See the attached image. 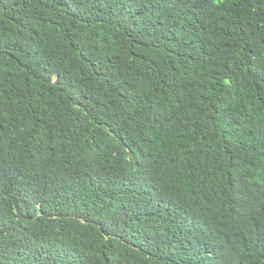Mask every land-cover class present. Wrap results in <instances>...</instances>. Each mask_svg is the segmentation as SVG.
<instances>
[{
    "label": "trees",
    "instance_id": "obj_1",
    "mask_svg": "<svg viewBox=\"0 0 264 264\" xmlns=\"http://www.w3.org/2000/svg\"><path fill=\"white\" fill-rule=\"evenodd\" d=\"M0 264H264V0H0Z\"/></svg>",
    "mask_w": 264,
    "mask_h": 264
}]
</instances>
